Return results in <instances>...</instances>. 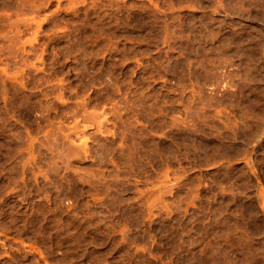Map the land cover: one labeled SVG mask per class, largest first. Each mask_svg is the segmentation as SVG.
<instances>
[{"label":"rangeland","instance_id":"rangeland-1","mask_svg":"<svg viewBox=\"0 0 264 264\" xmlns=\"http://www.w3.org/2000/svg\"><path fill=\"white\" fill-rule=\"evenodd\" d=\"M0 264H264V0H0Z\"/></svg>","mask_w":264,"mask_h":264}]
</instances>
